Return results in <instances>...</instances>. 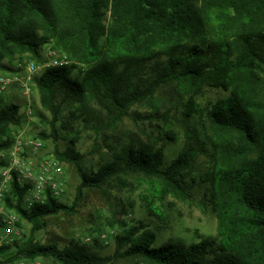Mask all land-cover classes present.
I'll use <instances>...</instances> for the list:
<instances>
[{
  "label": "trees",
  "instance_id": "1",
  "mask_svg": "<svg viewBox=\"0 0 264 264\" xmlns=\"http://www.w3.org/2000/svg\"><path fill=\"white\" fill-rule=\"evenodd\" d=\"M48 44L71 60L35 79L55 140L65 105L86 123L95 122L99 135L129 115L130 106L151 100L163 83L189 94L220 88L227 96L205 110L191 100V113L206 112L209 149L197 148L200 137L190 129L186 147L170 162L163 146L130 139L88 172L83 153L56 147V156L81 177L74 203L50 198L26 209V189L14 182L7 206L18 212L21 227L22 220L32 225L31 235L23 232L20 240L0 245V254L58 264H107L118 257L142 264H264V0H0V69L17 54L41 58V46ZM77 69L82 76L72 75ZM19 122L18 105L0 109V151L12 145V125ZM201 152L209 163L199 177L216 213L215 238L155 245L157 233L140 222L117 237L114 255L102 256L85 245L61 247L34 236L46 226V216L74 212L84 188L104 190L123 174L150 178L159 200L192 199L183 177ZM5 164L0 157V166Z\"/></svg>",
  "mask_w": 264,
  "mask_h": 264
},
{
  "label": "rangeland",
  "instance_id": "2",
  "mask_svg": "<svg viewBox=\"0 0 264 264\" xmlns=\"http://www.w3.org/2000/svg\"><path fill=\"white\" fill-rule=\"evenodd\" d=\"M109 19L108 8L105 10L104 21L107 23ZM46 53L47 46L42 45L41 58H35L29 53L17 54L3 61L5 67H2L0 72L21 70L22 68L18 66L20 61L35 60L41 64L47 62ZM72 75L82 76L81 69L75 70ZM34 92L36 112L32 132H44L48 135L45 139V149L48 151L54 152L56 147L61 151L70 146L76 148L84 154L83 166L88 172L96 171L111 160L120 146L130 139L138 144L163 146L167 162L177 157L186 147L188 141L186 135L190 129L196 131L200 137L196 142L197 148L209 149L205 139L206 112L191 113L188 105L193 99L202 109H210L219 99L227 96V92L220 88L207 86L197 94H189L180 91L175 85L163 83L154 92L151 100L130 106L129 115L111 127L105 126L99 135L94 129L95 122L86 123L78 112L73 115L68 109L69 106L65 105L56 123L59 137L55 140L52 137L51 113L41 105L36 84ZM12 103L19 106L20 113L27 107L26 96L17 85L0 96V109ZM187 113H191V116H187ZM104 117L105 120L108 119L107 116ZM65 163L68 190L59 201L72 205L81 177L72 163ZM208 164V157L201 152L193 168L183 177L184 185L193 194L192 199L181 201L168 196L164 200H159L154 196L150 178L139 174H123L121 180L112 181L104 190L84 188L83 196L74 212L46 216V226L36 231L34 236L42 243H57L61 247L69 244L85 245L102 256L114 255L117 237L126 234L134 226L139 227L140 222L157 233L155 245L168 242L189 245L206 237L215 238L216 213L207 202L208 185L199 177L202 171L207 169ZM21 223L25 235H31L32 225L24 220ZM0 264L58 263L45 257L19 258L12 261L9 254H0ZM107 264L142 263L137 259L118 257Z\"/></svg>",
  "mask_w": 264,
  "mask_h": 264
},
{
  "label": "built area",
  "instance_id": "3",
  "mask_svg": "<svg viewBox=\"0 0 264 264\" xmlns=\"http://www.w3.org/2000/svg\"><path fill=\"white\" fill-rule=\"evenodd\" d=\"M46 46L47 62L41 64L35 60L20 61L18 66L21 70L0 72V96L17 85L27 102L25 111L20 113V122L12 125V145L1 152L6 164L0 166V245L20 240L24 232L19 224L18 212L7 206V196L11 193L14 182L26 189L23 194L26 209L46 204L50 198L60 199L68 190L66 163L53 151L45 149V140L38 132H32L36 112V77L47 67L71 63L66 53L52 45Z\"/></svg>",
  "mask_w": 264,
  "mask_h": 264
}]
</instances>
